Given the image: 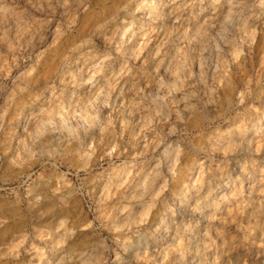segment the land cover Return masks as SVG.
<instances>
[{"label": "clouds", "instance_id": "9594fccd", "mask_svg": "<svg viewBox=\"0 0 264 264\" xmlns=\"http://www.w3.org/2000/svg\"><path fill=\"white\" fill-rule=\"evenodd\" d=\"M94 4L0 0V264H264V0H122L36 95Z\"/></svg>", "mask_w": 264, "mask_h": 264}, {"label": "rangeland", "instance_id": "374dc122", "mask_svg": "<svg viewBox=\"0 0 264 264\" xmlns=\"http://www.w3.org/2000/svg\"><path fill=\"white\" fill-rule=\"evenodd\" d=\"M122 3V0H95L94 7H96V13L87 19L81 18V22L78 25L77 31L70 36L66 37L59 44L53 46L46 54L45 60L40 66V77L35 85V94L39 95L44 90L45 82L53 75L56 67L58 66L59 57L67 51V49L75 42L84 39L86 36L91 35L93 32L94 23L111 16L114 14L116 7ZM51 39V37H49ZM99 44L100 41L97 40ZM151 47V46H150ZM151 68V65H150ZM18 119L16 115H13V121ZM14 135V131L12 133ZM6 144H11L10 139L5 141Z\"/></svg>", "mask_w": 264, "mask_h": 264}]
</instances>
